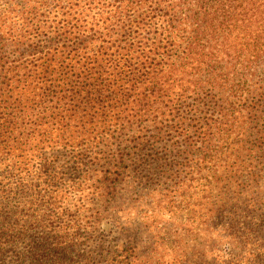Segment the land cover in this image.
Listing matches in <instances>:
<instances>
[{"label":"trees","instance_id":"16d2710c","mask_svg":"<svg viewBox=\"0 0 264 264\" xmlns=\"http://www.w3.org/2000/svg\"><path fill=\"white\" fill-rule=\"evenodd\" d=\"M203 171L264 186V0H0V264H132L102 220Z\"/></svg>","mask_w":264,"mask_h":264},{"label":"rangeland","instance_id":"374dc122","mask_svg":"<svg viewBox=\"0 0 264 264\" xmlns=\"http://www.w3.org/2000/svg\"><path fill=\"white\" fill-rule=\"evenodd\" d=\"M256 164L248 162V165ZM204 173L200 176L190 175L184 189L177 193L172 188H169L171 192H166L152 186L151 189L155 190L142 199L143 203L128 199L122 206L124 212L113 219L102 220L100 233H112V238L118 240L113 242L107 239L105 245L114 247L118 244L127 257L126 261L132 264H209L212 253L222 257L214 264H227L233 255L247 252L246 249H240L239 242L241 234L251 223L242 219L236 227L237 219L231 222L234 213L229 210V206L233 210H245V214H250L251 221L258 218L261 222H253L252 229L256 235L264 236V215L260 217L262 213L259 211L264 205V186L240 198L239 205L236 201L227 204L220 197L209 199L213 193L209 192L210 187H205V183H210V180L208 174ZM211 185L214 186L213 183ZM231 191L227 198L237 197L235 190ZM215 200L219 203L217 205L227 206L228 209L224 215L212 219L209 212L216 205ZM116 221L121 231L115 228ZM101 234L99 236L104 239ZM127 246L129 250L124 249ZM251 246L255 249L254 242ZM130 250L133 251L132 257Z\"/></svg>","mask_w":264,"mask_h":264}]
</instances>
